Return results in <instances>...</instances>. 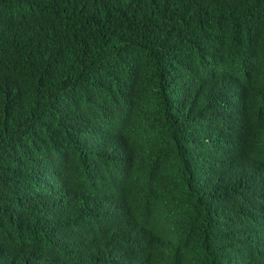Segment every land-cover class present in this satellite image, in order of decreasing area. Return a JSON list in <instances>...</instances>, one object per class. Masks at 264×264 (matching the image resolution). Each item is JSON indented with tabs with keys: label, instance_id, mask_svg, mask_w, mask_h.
<instances>
[{
	"label": "trees",
	"instance_id": "trees-1",
	"mask_svg": "<svg viewBox=\"0 0 264 264\" xmlns=\"http://www.w3.org/2000/svg\"><path fill=\"white\" fill-rule=\"evenodd\" d=\"M243 5L0 0V264H264V18L237 30ZM222 42L185 102H216L206 125L156 112Z\"/></svg>",
	"mask_w": 264,
	"mask_h": 264
},
{
	"label": "clouds",
	"instance_id": "clouds-1",
	"mask_svg": "<svg viewBox=\"0 0 264 264\" xmlns=\"http://www.w3.org/2000/svg\"><path fill=\"white\" fill-rule=\"evenodd\" d=\"M253 0H242L243 6L238 8L232 13V20L237 30L241 29L244 25H246V14L245 11L247 8H250L257 16L264 18V8L261 6H257L252 2ZM186 15V14H185ZM191 25L187 22L184 32L182 34V44H183V52L182 57L184 58V46L186 41L190 39L188 35L189 27ZM208 53L209 61L200 64H189L186 62L185 73L181 79H178L172 83H170L165 92H164V101L162 105H155L156 112L165 113L168 118L175 121L176 123H182L185 121L201 123L202 125H206L207 118L206 115L209 111L213 110L217 104L212 101L208 97L205 96L206 92L197 93L194 96V101L191 106L185 104V102L194 94L195 90L201 86H204L210 82H213V74L214 72H220L223 70L220 62L217 61V57L223 54L225 50V46L222 42V45L216 52H210L206 49ZM152 52L151 44L145 56H150ZM263 51H258L256 53V57L259 60ZM236 55L235 49L232 45V66L233 70H228L227 74L222 77V80L225 83H234L239 84V77L246 72V66L235 68L234 65L236 63ZM144 58V59H145ZM185 60V58H184ZM142 69V63H141ZM146 81H144L145 83ZM182 118V120H180ZM50 155V154H47ZM46 155V156H47ZM45 156V157H46ZM44 157V159H45ZM42 186H52V188L58 187V181H54L49 179L46 184ZM91 193L89 196L82 202V204L88 206L91 202ZM108 195L103 196V202L97 206L100 207V211L96 210L95 207L91 208L94 213L102 214L106 212L109 207L106 203ZM203 255L202 248L198 249V256L201 257ZM150 264H182L177 260H172L166 263H158L151 262Z\"/></svg>",
	"mask_w": 264,
	"mask_h": 264
}]
</instances>
